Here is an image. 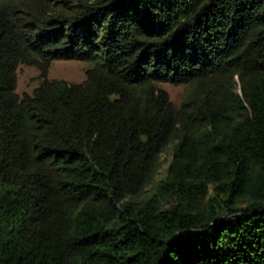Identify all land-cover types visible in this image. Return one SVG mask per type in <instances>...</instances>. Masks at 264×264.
<instances>
[{
  "label": "trees",
  "instance_id": "obj_1",
  "mask_svg": "<svg viewBox=\"0 0 264 264\" xmlns=\"http://www.w3.org/2000/svg\"><path fill=\"white\" fill-rule=\"evenodd\" d=\"M0 264H264V0H0Z\"/></svg>",
  "mask_w": 264,
  "mask_h": 264
},
{
  "label": "rangeland",
  "instance_id": "obj_2",
  "mask_svg": "<svg viewBox=\"0 0 264 264\" xmlns=\"http://www.w3.org/2000/svg\"><path fill=\"white\" fill-rule=\"evenodd\" d=\"M90 64L86 61L74 59H56L52 62L48 72V79H63L72 83H81L86 79V71ZM42 78L40 70L34 65L20 64L17 68L16 92L22 96L32 94L40 85ZM159 86L168 91L170 99L179 106L186 95L187 86L171 83H159ZM174 147L169 146L162 156V167L157 174V181L164 179L174 161Z\"/></svg>",
  "mask_w": 264,
  "mask_h": 264
}]
</instances>
